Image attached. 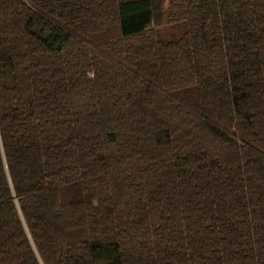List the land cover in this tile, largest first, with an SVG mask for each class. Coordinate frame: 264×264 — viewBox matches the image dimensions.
Here are the masks:
<instances>
[{
  "label": "trees",
  "instance_id": "obj_1",
  "mask_svg": "<svg viewBox=\"0 0 264 264\" xmlns=\"http://www.w3.org/2000/svg\"><path fill=\"white\" fill-rule=\"evenodd\" d=\"M0 264H264V0H0Z\"/></svg>",
  "mask_w": 264,
  "mask_h": 264
}]
</instances>
